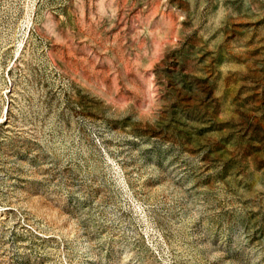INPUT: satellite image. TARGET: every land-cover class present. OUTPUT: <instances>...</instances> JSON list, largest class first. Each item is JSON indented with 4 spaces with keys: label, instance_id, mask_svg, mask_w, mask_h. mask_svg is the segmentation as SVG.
Returning <instances> with one entry per match:
<instances>
[{
    "label": "rangeland",
    "instance_id": "obj_1",
    "mask_svg": "<svg viewBox=\"0 0 264 264\" xmlns=\"http://www.w3.org/2000/svg\"><path fill=\"white\" fill-rule=\"evenodd\" d=\"M0 264H264V0H0Z\"/></svg>",
    "mask_w": 264,
    "mask_h": 264
}]
</instances>
